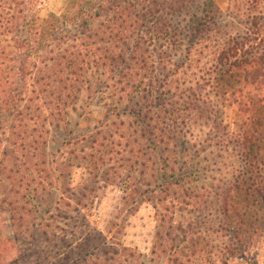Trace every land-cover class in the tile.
Masks as SVG:
<instances>
[{"label":"trees","instance_id":"1","mask_svg":"<svg viewBox=\"0 0 264 264\" xmlns=\"http://www.w3.org/2000/svg\"><path fill=\"white\" fill-rule=\"evenodd\" d=\"M195 2L67 0L59 16L41 19V0H0V116L6 115L12 146L0 160V175L13 185L1 204L25 244L13 264H137L141 258L118 232L103 234L92 225L95 189L70 186L64 170L77 161L89 163V184L121 187L128 210L158 197L154 207L164 213L151 254L163 259L160 264L196 261L197 250L186 252L197 235L193 226L172 221L178 205L200 201L191 192L199 172L175 154L178 106L202 105L206 87L239 77L255 92L235 100L249 119L240 138L244 151L257 153L264 143V0H229L227 14L244 25L239 34L207 20L212 2L202 4L201 16L189 17ZM84 91L103 92L113 102L89 153H49L51 131L67 122ZM83 142L76 138L66 146ZM259 157L245 164L241 183L247 199L264 204ZM230 208L225 202L227 227Z\"/></svg>","mask_w":264,"mask_h":264},{"label":"rangeland","instance_id":"2","mask_svg":"<svg viewBox=\"0 0 264 264\" xmlns=\"http://www.w3.org/2000/svg\"><path fill=\"white\" fill-rule=\"evenodd\" d=\"M195 1L187 12L189 17L194 14L201 16L202 4L212 2L208 21L213 18L218 28L225 27L223 29L229 33L244 31L241 20L227 14L229 0ZM66 2L41 0L37 14L41 19L59 16ZM186 44L185 39L183 45ZM179 58L180 55L175 60ZM203 95L206 100L202 105L178 106L179 115L176 114L180 120L177 127L181 133L174 140L179 161L194 165L199 172L191 192L200 201L197 205H178L172 221L174 225L193 226L197 234L186 250L187 254L197 250L198 257L193 264H226L224 260L227 259L229 264H264V204L247 199L243 192L246 187L241 183L246 178L243 174L248 170L245 164H249L253 156L259 155L260 160H264V143L258 144L257 153L244 151L240 137L243 125L249 119L239 112L235 103L236 99L246 101L254 98L255 92L235 77L226 79L214 89L206 87ZM168 102L176 104L177 101L170 97ZM111 104L112 100L103 92L84 91L70 111L67 122L51 131L47 151L57 156L60 152H64L65 156L70 152L79 156L81 151L89 153V141L105 120ZM171 110L168 108V112ZM5 117L0 116V160L4 161L8 159L6 152L12 148ZM76 138L85 142L79 146H66ZM247 154L251 157L248 158ZM75 164L72 169H64L65 173L71 174L73 182L70 186L87 183L95 189L90 202L92 225L103 234L110 229L118 232L117 238L124 247L141 255L137 264H160L163 259L154 258L151 254L155 242H159L156 238L160 227L159 214L164 213L163 209L156 210L154 207L158 197L149 196L147 198L152 202H139L133 211L128 210L121 187L106 186L102 180L89 184V163L77 161ZM10 186L12 188L13 185H10L6 175H0V264H13L18 250L25 247L22 238L11 227L8 206L1 204L9 196ZM179 198H183L181 194ZM52 201L48 198L46 204L51 205ZM225 202L231 205L228 227L224 225L225 216L222 213ZM167 206L173 207L170 204ZM170 209L173 211V208ZM115 224L119 227L114 228ZM198 232L202 234L199 236Z\"/></svg>","mask_w":264,"mask_h":264}]
</instances>
